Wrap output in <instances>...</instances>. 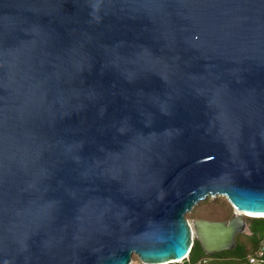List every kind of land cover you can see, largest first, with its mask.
<instances>
[{
  "label": "water",
  "instance_id": "water-1",
  "mask_svg": "<svg viewBox=\"0 0 264 264\" xmlns=\"http://www.w3.org/2000/svg\"><path fill=\"white\" fill-rule=\"evenodd\" d=\"M218 197L227 220L185 219ZM244 214L264 215V0H0V264L210 256Z\"/></svg>",
  "mask_w": 264,
  "mask_h": 264
},
{
  "label": "trees",
  "instance_id": "trees-1",
  "mask_svg": "<svg viewBox=\"0 0 264 264\" xmlns=\"http://www.w3.org/2000/svg\"><path fill=\"white\" fill-rule=\"evenodd\" d=\"M209 203V201H206ZM202 219V218H200ZM227 220V219H226ZM248 220V230L249 234H241L236 237V246L234 248L235 253L232 254H220L221 256H213L217 264H237L238 260H241L252 253L259 240L264 238V218H247ZM200 252V257L196 258V252ZM190 261H195L197 259L208 257L206 256L198 242L193 240V244L188 253Z\"/></svg>",
  "mask_w": 264,
  "mask_h": 264
},
{
  "label": "rangeland",
  "instance_id": "rangeland-1",
  "mask_svg": "<svg viewBox=\"0 0 264 264\" xmlns=\"http://www.w3.org/2000/svg\"><path fill=\"white\" fill-rule=\"evenodd\" d=\"M206 201H209L206 202ZM206 201L199 202L191 212L184 215L185 219L191 223L194 219H205L210 221H222L228 219L231 214L234 212L229 203L222 197H218L215 200H210L208 198ZM246 223L248 226V220L246 218ZM244 234H249L248 227L245 230ZM236 250L224 251L220 253H214L213 256H221L220 254H232ZM201 253L198 251L195 254V257H200ZM135 258V257H134Z\"/></svg>",
  "mask_w": 264,
  "mask_h": 264
},
{
  "label": "built area",
  "instance_id": "built-area-1",
  "mask_svg": "<svg viewBox=\"0 0 264 264\" xmlns=\"http://www.w3.org/2000/svg\"><path fill=\"white\" fill-rule=\"evenodd\" d=\"M210 256L197 259L195 261H190L187 253L184 258L178 261H173L168 264H217L215 259L211 258ZM129 264H145V263L141 262L136 257L134 258L133 256ZM237 264H264V238L259 240L255 250L252 253H250L245 258L238 260Z\"/></svg>",
  "mask_w": 264,
  "mask_h": 264
},
{
  "label": "bare ground",
  "instance_id": "bare-ground-1",
  "mask_svg": "<svg viewBox=\"0 0 264 264\" xmlns=\"http://www.w3.org/2000/svg\"><path fill=\"white\" fill-rule=\"evenodd\" d=\"M236 213H240V212H236ZM240 214H242V213H240ZM244 215L249 216V217H264V215H251V214H244Z\"/></svg>",
  "mask_w": 264,
  "mask_h": 264
}]
</instances>
